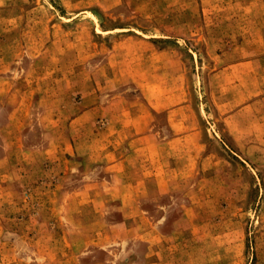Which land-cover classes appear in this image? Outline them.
I'll return each mask as SVG.
<instances>
[{
  "label": "rangeland",
  "instance_id": "1",
  "mask_svg": "<svg viewBox=\"0 0 264 264\" xmlns=\"http://www.w3.org/2000/svg\"><path fill=\"white\" fill-rule=\"evenodd\" d=\"M0 264H264V0H0Z\"/></svg>",
  "mask_w": 264,
  "mask_h": 264
},
{
  "label": "crops",
  "instance_id": "2",
  "mask_svg": "<svg viewBox=\"0 0 264 264\" xmlns=\"http://www.w3.org/2000/svg\"><path fill=\"white\" fill-rule=\"evenodd\" d=\"M124 160H121L120 162H123Z\"/></svg>",
  "mask_w": 264,
  "mask_h": 264
}]
</instances>
